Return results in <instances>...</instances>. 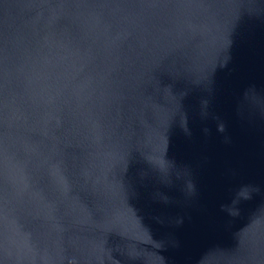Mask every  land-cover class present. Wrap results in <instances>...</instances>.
Instances as JSON below:
<instances>
[{"label":"water","instance_id":"1","mask_svg":"<svg viewBox=\"0 0 264 264\" xmlns=\"http://www.w3.org/2000/svg\"><path fill=\"white\" fill-rule=\"evenodd\" d=\"M0 264H264V0H0Z\"/></svg>","mask_w":264,"mask_h":264}]
</instances>
